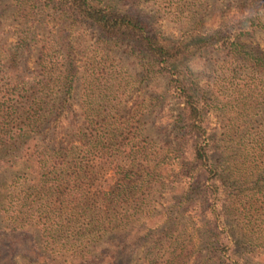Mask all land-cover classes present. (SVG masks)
I'll use <instances>...</instances> for the list:
<instances>
[{"label":"trees","instance_id":"obj_1","mask_svg":"<svg viewBox=\"0 0 264 264\" xmlns=\"http://www.w3.org/2000/svg\"><path fill=\"white\" fill-rule=\"evenodd\" d=\"M32 1L35 6L52 9L72 23L95 30L104 44L97 48L103 55L108 46H125L145 57L150 69L147 77L164 79L162 94L172 96L182 108L173 121L172 129L176 132L173 140L163 141L159 148L149 141L142 145L144 136L140 129L132 131L129 119L121 121L117 113L112 114V110H122L121 99L115 107H111V103L110 107L102 106L100 113L97 111L101 105L97 104L96 109L91 104L86 105L79 118L69 121L65 114L73 107L72 97L80 87L79 69L71 71L65 66L49 80L48 74L53 70L44 69L46 78L34 84V100L18 101L14 69L17 52L0 54V165L9 162L14 169V190H0V217L4 228L11 232H23L32 227L38 230L40 247L46 250L50 260L48 264H176L178 236L174 230L177 221L173 217L198 193L205 196L200 203L202 210L212 207L214 231L220 226L225 228L223 221L216 222L219 217L241 214L247 208L233 207V203L236 206L241 203L231 201L237 198L235 194H227L232 183L247 181L253 185L254 194L259 198L255 200L256 205L264 208V134L252 138L254 149L249 166L237 162L231 167L229 152L243 157L246 150L244 123L234 122L227 128L229 132L219 139L224 144V158L214 159L204 113L207 105L213 107L221 101L214 87L209 92L196 85L193 70L187 63L191 55L210 48L213 52L226 51L222 64L230 63L233 69L248 66L264 74V51L256 52L242 40L254 33L251 29L254 19L233 24L231 27L237 32L233 36L223 31L229 25L190 30L188 24L179 20V33L173 37L163 31L157 17L159 9H149L141 5L140 0ZM176 2L155 0V5L169 7ZM257 25L264 31L263 22H257L255 27ZM262 88H251L252 95L243 97V105H247L252 118L261 113L258 119L264 120ZM37 93L39 95L35 96ZM209 93L204 102V96ZM234 101L227 100L222 106H229L228 110L235 112ZM10 124L19 125L16 133L10 130ZM91 126L93 131L88 132ZM186 144L188 157L184 156ZM175 170L177 172L169 177L168 172ZM235 175L242 177L235 179ZM186 179V186L176 191V185ZM252 205L250 203L249 207ZM152 215L159 220L151 228L146 221ZM137 224L140 226L133 232ZM199 226L202 229L205 224L201 222ZM214 231L211 233L216 241L212 244L217 250L222 247V233L214 236ZM109 233L125 236L115 246L99 249L98 257L94 249ZM1 235L0 232V264H6ZM5 235L8 234L3 237ZM241 236L245 239L244 251L226 249L227 264H249L243 254L253 252L257 243L253 244L244 234ZM228 240L226 234L221 242L227 246ZM138 250L141 257L135 263L132 256H137ZM34 252L40 255L38 249L29 250L31 254ZM31 254L22 256L19 264H37L41 260V256L34 259ZM165 255L169 259L159 262Z\"/></svg>","mask_w":264,"mask_h":264},{"label":"rangeland","instance_id":"obj_2","mask_svg":"<svg viewBox=\"0 0 264 264\" xmlns=\"http://www.w3.org/2000/svg\"><path fill=\"white\" fill-rule=\"evenodd\" d=\"M171 6L161 4L159 8L155 5V0H140L141 5L149 9L157 10V17L161 20V27L166 35L176 36L179 33L178 21L181 20L190 26V30H205L218 25H229L230 27L238 21L245 19H254L257 22L264 23V0H175ZM160 1H158L159 4ZM171 7V8H170ZM259 9V10H257ZM175 15L177 16L175 18ZM187 18V20H186ZM251 26L254 33L245 39L248 48L256 52L264 51V31ZM223 29L230 33V36L237 34L233 27ZM239 34V32H238ZM98 33L92 28H87L79 23H72L70 19L63 17L52 9H45L41 6H35L34 1L28 0H0V54L17 52V59L14 69L17 73V82L14 83L19 89L15 99L18 101L30 98L34 100V84L44 80L46 77L44 69H52V74H48L47 80L54 79L61 73L64 67L71 71L79 69L78 91L74 95L71 110L65 114L69 121L79 118L84 106L93 105L97 112L102 111V106L115 107L119 99L122 100V110L112 114L118 115L121 121L129 119L130 125L140 129L144 138L141 144L149 141L150 145L159 148L163 141L174 139L176 132L173 131V121L179 114L182 105L172 96L162 94L164 91V79L147 77L149 67L147 59L142 55H136L125 46L110 48L103 55L98 52V47L102 48L104 44L100 41ZM214 52L208 48L197 52L188 58L187 63L191 66L194 74V81L202 91H215V95L221 101L219 105H207L205 107V127L210 136L211 148L214 150L213 158L221 160L224 157V144L219 142L221 135L228 133L227 128H231L232 123L241 122L245 135L246 150L243 157L230 155V165L235 166L237 162L244 163L248 167L252 161L253 137L257 139L262 137L264 132V120L258 116L252 118L248 113L247 105L244 106L243 97L252 95L251 88L257 90L264 88V74L259 71H253L250 67L234 68L230 63L222 64L226 51ZM228 60V59H227ZM229 61V60H228ZM78 85V86H79ZM58 87V86H57ZM57 87L55 91L57 92ZM262 88V89H263ZM50 94L55 95V92ZM204 96V102L209 98ZM39 93L35 94V96ZM57 96V94H56ZM53 97V96H51ZM256 97V95L254 96ZM260 98V97H259ZM234 99L235 112L229 111L231 107L222 106L227 100ZM243 100V102H242ZM208 103V102H207ZM90 107V106H89ZM241 115L237 116L236 114ZM264 117V113H262ZM17 124V123H16ZM241 124V123H240ZM19 125L10 124V130L16 133ZM94 127H89L88 132L93 131ZM232 145V143H230ZM264 145V144H263ZM188 144L184 147V156L188 157ZM231 157V158H230ZM6 165H0V190L1 192H12L14 190L13 173L14 169ZM169 171V168H167ZM177 172H168L170 175ZM243 173V172H242ZM235 179L242 175L233 176ZM188 179L180 185H176V191L186 186ZM231 190L241 205L233 203V207L244 208L241 214L224 216L217 219V223H225L214 231L212 222V207L203 211L200 203L205 199L202 193H198L183 211L174 215L177 223L174 226L175 235L178 236L177 259L176 264H227L226 249L233 247L235 251H244L245 239L242 234L257 246L253 252L243 254V257L249 264H264V208L256 205L258 196L254 194V186L247 181H240L238 184L232 183ZM230 194V195H231ZM194 196V195H193ZM192 196V197H193ZM163 199H166L163 196ZM261 201V200H260ZM236 203V201H235ZM253 203L249 207V204ZM159 220L158 216L152 215L147 219V227H153ZM223 221V222H222ZM205 227L200 229V223ZM205 222V223H204ZM208 222V223H206ZM4 221L0 217V232L4 241L3 259L6 264H19L20 258L29 253V250H40L41 260L37 264H48L47 252L40 247L41 240L38 230L26 228L22 231L11 232L4 228ZM140 224L134 226L133 232L137 230ZM211 231L219 236L222 241L224 235H228L229 245L224 241L220 243L222 247L214 249L213 244L216 239L212 238ZM172 233V232H171ZM4 234H8L5 235ZM113 234V235H112ZM123 233H109L104 236L103 241L94 249V254L99 257L102 249L109 246H115L118 240L124 239ZM109 238V239H108ZM169 241V238H165ZM223 240H225L223 238ZM108 243H105V242ZM147 243V240L144 242ZM199 245V246H198ZM261 245L260 247H258ZM165 247V244H164ZM171 249L169 248V252ZM174 252V251H173ZM215 252V253H214ZM32 258H38L34 252ZM141 253L138 250L137 256L132 259H140ZM168 260L165 255L159 259ZM206 259H209L207 261ZM26 262V261H25Z\"/></svg>","mask_w":264,"mask_h":264}]
</instances>
